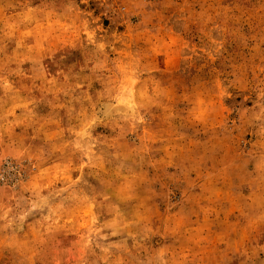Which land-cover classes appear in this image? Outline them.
<instances>
[{"label":"rangeland","instance_id":"374dc122","mask_svg":"<svg viewBox=\"0 0 264 264\" xmlns=\"http://www.w3.org/2000/svg\"><path fill=\"white\" fill-rule=\"evenodd\" d=\"M0 264H264V0H0Z\"/></svg>","mask_w":264,"mask_h":264}]
</instances>
